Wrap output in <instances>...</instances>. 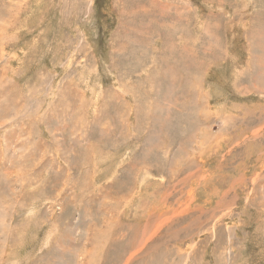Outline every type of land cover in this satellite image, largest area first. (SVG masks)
<instances>
[{
    "label": "rangeland",
    "instance_id": "1",
    "mask_svg": "<svg viewBox=\"0 0 264 264\" xmlns=\"http://www.w3.org/2000/svg\"><path fill=\"white\" fill-rule=\"evenodd\" d=\"M0 264H264V0H0Z\"/></svg>",
    "mask_w": 264,
    "mask_h": 264
}]
</instances>
